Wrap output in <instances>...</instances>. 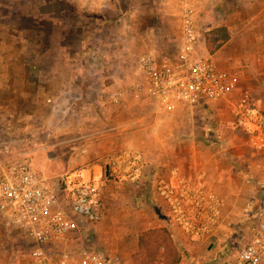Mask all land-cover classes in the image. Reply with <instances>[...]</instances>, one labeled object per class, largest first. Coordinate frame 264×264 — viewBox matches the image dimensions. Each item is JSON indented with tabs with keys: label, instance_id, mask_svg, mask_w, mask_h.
I'll list each match as a JSON object with an SVG mask.
<instances>
[{
	"label": "rangeland",
	"instance_id": "374dc122",
	"mask_svg": "<svg viewBox=\"0 0 264 264\" xmlns=\"http://www.w3.org/2000/svg\"><path fill=\"white\" fill-rule=\"evenodd\" d=\"M43 1L49 2L45 14H53L54 20L40 24L36 11ZM262 1L248 6L235 0H196L198 51L232 73L237 89L225 99L166 113L150 99L136 97L131 86L139 79L141 54L177 50L179 0H103L98 5L86 0H1L12 13L4 17L0 11V162L27 158L40 176L63 185L76 166L106 156L114 165L112 160L121 156L119 173L106 163L105 182L96 180L100 221H78L72 246L101 250L122 264L210 263L223 258L227 248H238L249 226L264 216V147L258 148L251 131L239 124L248 120L245 112L255 111L264 132V91L246 72L264 63L253 55L244 59L248 44L228 39L213 49L207 46L208 39L214 46L216 28L226 27L232 37L230 27L241 23L247 27L236 29L238 35L263 38ZM119 87L126 91L115 100L111 91ZM186 158L190 164L216 162L229 183L213 187L180 175ZM140 166L150 176L141 171L133 175ZM157 168L162 172L152 176ZM166 171L217 200L219 222L213 233L192 238L179 228L155 190L157 179L173 180ZM151 189L187 238V247L169 228L153 225L157 208ZM25 247L18 236L0 233V264H19L30 246Z\"/></svg>",
	"mask_w": 264,
	"mask_h": 264
},
{
	"label": "built area",
	"instance_id": "2783aa9c",
	"mask_svg": "<svg viewBox=\"0 0 264 264\" xmlns=\"http://www.w3.org/2000/svg\"><path fill=\"white\" fill-rule=\"evenodd\" d=\"M179 2L177 50L170 55L141 54L139 79L131 86L136 97L150 99L166 113L225 99L237 89L232 73L198 51L196 0ZM125 91L116 88L111 97L117 100ZM254 112H245L248 120L242 118L239 124L247 126L256 146L262 148L263 123ZM173 180L157 179L155 190L179 228L192 238L213 233L219 222L217 200L197 187L192 189L187 179ZM63 181L61 185L59 180L40 176L27 158L0 162V233L18 236L25 248L30 246L19 264H122L101 250L70 244L78 221L90 225L100 221L102 202L99 185L92 178L74 174ZM226 250L223 258L214 257L210 263L194 259L180 264H264V216L249 226L238 248Z\"/></svg>",
	"mask_w": 264,
	"mask_h": 264
},
{
	"label": "crops",
	"instance_id": "0c3cea01",
	"mask_svg": "<svg viewBox=\"0 0 264 264\" xmlns=\"http://www.w3.org/2000/svg\"><path fill=\"white\" fill-rule=\"evenodd\" d=\"M81 1L83 2L84 0H81ZM101 1H103V0H86V2L95 3V5L96 4L98 5V3H100ZM254 1L256 2V0H235V3L239 2L240 5L244 4V5L249 6L251 4L253 5L255 3ZM0 2H1V0H0ZM48 3L49 2L43 1L37 7L36 16L39 17V20L41 21L40 24H42L43 21H45V20H49V19L54 20L53 14H50V13L45 14L46 12H45V10H43L44 6L48 5ZM262 4L264 5V0L262 1ZM0 11H4L3 12L4 17L7 16V14L12 13V11L9 9V6H8V8L2 7L1 4H0ZM28 14L30 15L31 13L29 12ZM46 15H49V16H46ZM36 26L39 27V25H36ZM244 26L247 27V24L245 25L244 23H241V24H238L236 26H232L233 28L230 27V29H233L235 31H234V35H232V37L229 38L228 42H230V43L235 42V43H239L240 45H245V44L247 45L248 44V47H250V49H249V51L248 50L245 51L244 59L248 60V58H251L250 56L253 55L254 57L256 56V58L260 57V60H262V62L264 63V37L263 38H259V37L253 38L252 37L251 39H248L246 36L243 37L242 35H238L239 32H237L236 29H238V30L244 29L245 28ZM256 46H258V47H256ZM239 52H241V51H239ZM240 55H243V54L240 53ZM246 72L248 73V75H250V77L252 76V77L256 78L257 89H259V91H264V64H262L261 68H259V69L250 70V71H246ZM183 108L185 109V108H190V107H185V106L183 107L182 106L180 109H183ZM208 156H210V154H208ZM120 157L121 156L115 157L116 160H112V161L116 162V164H114V165H111V163H114V162L110 161L111 157L109 160V157H107V156L104 159V161L102 159H101V161L96 160V159L95 160L91 159L89 162L83 163L82 166L74 165V166H76L75 167L76 170L71 175L80 174L84 177H90L95 181L97 180L100 183H104L105 179H103V176L105 175V172L103 171V166L106 165V163H108L110 165V168L113 171H116L119 173L121 171L120 169L122 168L121 167L122 164L120 165V163H121ZM187 157H188V155H187ZM192 157H195V155L193 154ZM180 160H184L182 158V155L180 156ZM185 161H186V163L181 162V166L178 168L180 175L183 174V175H186L188 177L190 175V176H192V178L195 181H201V182L206 181V183H210V185H212L213 187H215L217 185L219 186V185H221V183L227 184L230 181V178L226 177V174L223 173L222 170H220L219 168H217L215 166L216 162L206 160V162L204 161V164H203V161L200 163H198L197 161H194V164H190V163H188L187 158L185 159ZM71 168L73 169V166ZM141 170H142V166L137 167V170L133 171L132 173H133V175H136L137 172L138 171L140 172ZM145 170L146 169L141 171L143 173V175L150 176V174L148 172H146ZM161 172L162 171H160L157 168V172L153 173L152 176H155L154 174H156V173L159 174ZM163 174L168 175L169 177H171V179H174V180H175V177L182 178L181 176H178V175H176V176L170 175L169 171H166ZM121 176H123V175L121 174ZM134 177L136 178L137 176H134ZM141 178H142V176L140 175V177L138 178V181L140 183H142L144 181ZM223 186L226 187V185H223ZM151 187H153V184H151ZM139 196H140V198H143L146 196V194H144L141 191ZM150 197H152V199H154V201L156 203L155 209L157 208V213L155 215L157 218L154 221H152L153 225L156 224V225L165 226V227L169 228V230L174 235V237L180 241V244L183 245L184 247H187L189 245L187 243L188 242L187 238L182 234V232L177 227H175V225L173 224L174 222H173V220H172V218H171V216L167 210V207L165 206L163 201L159 198V196L156 194L154 189H151ZM139 224L143 225L145 223L143 222V220H141V222H139ZM201 245H197V246L201 247Z\"/></svg>",
	"mask_w": 264,
	"mask_h": 264
},
{
	"label": "trees",
	"instance_id": "16d2710c",
	"mask_svg": "<svg viewBox=\"0 0 264 264\" xmlns=\"http://www.w3.org/2000/svg\"><path fill=\"white\" fill-rule=\"evenodd\" d=\"M215 32H219V36H218V38H214V41H215L214 46L211 44L210 40L208 39V41H207L208 48L213 49V47L214 48L218 47V46L222 45L225 41H227L230 37L229 31L227 30L226 27H218L214 30L213 33H215ZM162 231H164L165 234L167 233L166 229H163Z\"/></svg>",
	"mask_w": 264,
	"mask_h": 264
}]
</instances>
